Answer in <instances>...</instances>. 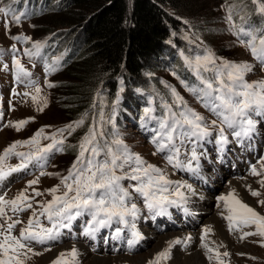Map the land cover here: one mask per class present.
I'll list each match as a JSON object with an SVG mask.
<instances>
[{
    "label": "snow or ice",
    "instance_id": "snow-or-ice-1",
    "mask_svg": "<svg viewBox=\"0 0 264 264\" xmlns=\"http://www.w3.org/2000/svg\"><path fill=\"white\" fill-rule=\"evenodd\" d=\"M255 5L252 13L247 12L246 5H242L240 15L234 5L226 8V20L231 33L236 37L239 46L244 47L251 56L264 66V25L249 23L252 14L264 18V0H251ZM0 13L11 15L12 20L19 25L21 17L27 13L16 14L10 6L0 8ZM238 17L240 23L236 22ZM6 31H10L5 21ZM13 40L32 42L31 48H26L24 54L29 60L40 59L44 63L45 71L51 74L59 70L62 57H53L48 61L44 49L47 41H32V37L15 35ZM17 52L15 46L11 50ZM5 53L0 50V56ZM184 66L196 78V83L189 85L181 83L216 119L207 121L202 115L190 108L184 98L171 88L172 103L161 100V115H156V106L153 99H149L148 107L143 109L141 126L152 132L150 142L155 146L157 153H166L164 159L173 169L199 173L200 160L206 156L203 142L212 136L215 129V143L217 152L222 154L230 143L227 130H230L234 142L243 146L245 140H251L256 128L253 115L264 114V80L249 82L245 77L252 71L253 65L248 62H234L217 57L211 50L203 54L186 55L180 52ZM15 81L33 88L35 95H31L34 104L39 105L38 111L47 107V97L40 96L42 89L33 79L32 73L25 67L19 58L13 60ZM4 71H9L8 64L3 65ZM175 75V73H173ZM48 87H54L48 83ZM13 95H19L12 90ZM122 91V89H121ZM24 96H29L25 92ZM99 95V94H97ZM119 96L112 105V113L107 116L101 111L98 118H94L86 134L75 146L76 159L67 171V175L46 171L50 157L57 152L64 151L66 135H71L82 127L87 118L84 114L78 121L47 134L44 128L39 129L26 140H17L0 152V182L8 180L14 173H30V166L39 170V176H56L60 183L41 192L34 188L39 183V176L27 182L24 189L17 192L12 198L7 194H0V264H28L34 257L42 255L35 251L33 245H47L49 242L59 241L63 230H71L73 222L84 216L81 235L95 241L101 229H112V238L125 239L127 250H133L144 239V234L137 227L141 209L134 200V196L143 201L150 218L170 215L168 209L180 208L186 213L185 207L195 190L190 184L183 181H173L167 176L166 170L149 164L140 155L131 152L128 146L115 131V110L119 103ZM43 101V103H41ZM96 105L93 104V108ZM14 110V109H12ZM4 120L2 104H0V121ZM33 118L19 121H8L3 127H11L15 131H22ZM155 121L154 128L147 126ZM112 125L114 131L111 139L105 137V126ZM48 141L43 144L42 141ZM190 145V147H189ZM27 148L28 151L20 149ZM183 157V158H182ZM16 158L15 165L10 161ZM129 169L125 171V169ZM250 174L258 177V183L264 188V157L250 166ZM135 181L125 187L123 181ZM32 193L29 194V189ZM250 194L261 196V192L248 186ZM45 194L51 200L37 201L36 197ZM222 207L221 216L227 221L230 233H238L242 241L249 236L260 238L264 246V214L258 212L243 200L233 189L227 195L220 196ZM258 203L264 206V199ZM38 205V206H37ZM31 210L27 221L20 219L22 213ZM46 222V223H45ZM19 234H15L17 226ZM249 229V230H245ZM127 230L128 236H124ZM213 230L205 226L201 235V247L210 262L226 264L225 258L230 257L228 251L221 253L217 247H210L206 242L209 233ZM192 237L176 238L168 242V246L158 252L148 264H167L172 258V249L176 245L187 247ZM215 243V242H213ZM44 251H51L45 248ZM255 259V258H253ZM52 264H81L80 252L73 246L70 250L59 253Z\"/></svg>",
    "mask_w": 264,
    "mask_h": 264
},
{
    "label": "rangeland",
    "instance_id": "rangeland-1",
    "mask_svg": "<svg viewBox=\"0 0 264 264\" xmlns=\"http://www.w3.org/2000/svg\"><path fill=\"white\" fill-rule=\"evenodd\" d=\"M198 1V5L201 4V6L194 9V14H197L198 10H201L198 12L199 15H215L214 19L216 20L210 24H207L204 21L201 23L199 21L198 23H201V25H198L197 27L191 23L193 20H189V17L183 18L184 26H182L179 30L181 44L176 46L177 44L175 41H171V43L174 44V49L172 50L177 53L176 58H180L182 64L184 65L180 56L181 51H183L186 55H195L203 54L207 49L214 52L217 57L225 60L248 62L252 64V71L245 77L249 82L264 80L263 70H261L259 64H255L257 61H255V59L244 47L238 45L236 37L229 30L230 26L226 20V8L229 5H233L232 0ZM59 4L63 6V9H56L58 0H0V8L10 6L16 14L24 12L29 15L28 17H21V22L17 25L12 20L11 15L5 16L3 13H0V50H3L5 53L3 56H0V104H2L4 113V120L0 121V152H3L7 146L17 140L29 139L41 128H44L45 132L50 135L57 129L63 128L66 125L82 118V116L79 118H71L75 114L73 115V113L68 110L67 106H65L66 102L64 94L67 92L65 87L70 84L80 83V81H76L75 78L73 79L70 77L72 73L70 69L77 59L76 51L81 44V37L83 33H79L81 28L78 26H61L57 24L68 18L66 15L67 13L64 11L65 0H59ZM58 8H60V6ZM238 20V17H236L237 23ZM5 21L8 22L10 31H6ZM15 35L30 36L32 37V41H47L48 47L44 49V52L48 61L51 62L52 58L56 56L62 57L59 70L48 74L45 71L44 63L40 59L29 60V58L24 54V50L26 48H31L32 42L13 40L11 37ZM13 46L17 49L15 54L11 51ZM14 56L15 58H19L21 63H23L32 73L31 79L35 80L37 85L42 89V92L39 95L47 97V107H45L42 112L37 110L39 105L34 104L31 100V95H35L34 89L25 87L24 84H18L15 81V68L13 64ZM170 61V59H167V64L159 63L160 65L157 66V70H154V72H148L149 78L156 77L159 82H164V87L162 88L163 92L160 91L158 98L171 104L173 100L171 96V88H175L190 108L202 115L207 121H212V113L203 106V103H201L200 100L193 96L187 88L184 87L181 81H184L185 83L187 82L180 77L179 73H177L172 66L168 65ZM4 64H8L9 71L3 70ZM173 73H175V75ZM48 83H52L55 86L50 88L47 86ZM103 88V85L94 86L96 93H101V98L105 101H109L104 99ZM13 89H15L19 95H13ZM121 89L123 88L121 87ZM25 92H29L30 95L24 96L23 94ZM132 92L138 97V107L133 104L128 106L127 111L129 112L128 116H130L128 119L129 121L126 122L124 127L119 126L118 128L116 127V115L118 110H115L116 132L131 152L140 155L149 164L156 165L157 167L166 170L167 176L170 180L183 181L187 184L191 183L197 187L201 195L204 194L202 198L194 199L193 201L192 199L189 200L190 219H194L196 217L195 211L196 208L199 207L198 212L200 213V218L194 225L195 230H193V228H188L185 222H178V225L169 227L167 224L160 223L157 217L155 220L151 219L148 210L144 207L143 201L134 196L135 202L141 209V215L138 220L137 227L139 229L142 228L144 230V234L146 235H144L145 239L133 250H127L125 239L116 240L112 238V233L116 227L115 224L112 229H101V231L97 234L95 241L81 235L84 222L88 220V217L84 216L82 217L81 222H75L72 225L71 230H63V234L59 241L49 242L47 245L34 244L33 247L35 251L42 252L43 254L34 256L28 264H52L59 253L68 251L73 246H75L80 252L81 264H87L90 260H100L102 256H106V259H110L111 264H148V261L153 259V257L160 252L159 249L162 245H165L166 240L178 232L185 233L186 235H193L195 237V241L197 240V243L201 245V243H199V240H201L199 233L202 235V230L205 227V221L208 219V213L204 210L212 204L213 208L215 207L222 210V207H218V205L221 204L218 198L220 196L227 195L234 189L232 185L230 187L231 180H238L240 182H231V184H239V188L234 189L237 191L236 193L239 198L245 203H247L248 199H250L251 204L249 202V204H247L250 206L252 205L251 207L255 208L261 214H264V206H261L258 203L259 200L264 199V188H261L258 183L259 178L252 176L251 174H244L250 173L246 169V166L248 165L246 161L243 163V168L239 167V170L242 169V171L239 172L238 167H236L237 164L234 161L233 163L231 162L232 156L235 155L232 153V155L229 156L228 150L222 154L218 153L215 139L203 142V149L207 150L210 155L208 156L209 158L206 157V159H204L203 165L198 174H182L178 171V169H173L164 159L166 153H157L154 155L153 153L156 152V148L150 142L151 138H148L145 135L143 132L144 128L141 126V116L143 114V109L145 108L143 103L146 102V100L149 101L150 98L153 99L150 95L151 91H145L149 95L141 93V90L137 88L132 89ZM139 94H142L143 96H140ZM96 99L97 97L95 100ZM113 102L114 100L109 102L111 106L113 105ZM41 103H43V101H41ZM103 112L106 116L112 113L106 110H103ZM33 117L34 120H31L22 131L17 132L11 127H3V125L8 121H19ZM94 118H98L96 109L91 115L89 114V116H87L84 125L77 128L76 133H79L77 145L88 131V128ZM111 128H113L112 125L105 126L104 131L107 139H111V136L109 135L111 133ZM262 130H264V128ZM212 132L216 137L215 129H213ZM74 139L75 138L71 139V136H68L65 141L64 151L62 153L57 152L54 156L50 157L49 164L46 168L47 172L60 173L61 175L67 174L68 169L77 156V154L73 155L71 152H68L67 149V147L73 143ZM262 140H264V135H262ZM42 143L47 144L48 141L45 140L42 141ZM232 149L234 150V148ZM244 149L245 148L243 146V150L236 151V153L239 155H245ZM20 150L28 151L27 148ZM237 157L239 156L237 155ZM18 162L19 161L16 158H13L10 161L13 165ZM213 166L219 168L218 175L216 174V171L212 169ZM128 170L129 169L127 168L125 169V171ZM30 173L31 174L24 172L18 174L14 173V175H12L11 178L9 177L8 180L0 182V194L6 193L7 198L14 197L18 191L26 187L29 180L39 176V170L33 168L32 166H30ZM202 176H205L206 179H201ZM59 183L60 180L56 176H39V183L33 187L41 192H46L47 189L52 188ZM130 183L135 184V181H129L127 179L123 181L125 187H128ZM240 185L243 190L240 188ZM248 186H250L253 190L260 191L261 196H252L248 190ZM31 193L32 189L30 188L29 194ZM51 199L52 197L47 194L41 197H36L37 201ZM203 199L208 206L206 204H201ZM207 200H209L210 203H208ZM30 215L31 210L22 213L20 219L26 222ZM219 218L223 223H225L226 233L230 235L232 240V245L229 246L231 250H229L224 244L219 247V251L221 253L224 251H228L230 253V257L225 258L226 264H264V246H261L260 238L257 236H249L241 241L238 238V233L229 232L227 221L222 216ZM161 221L168 220L163 219ZM19 227L20 226L18 225L15 232L17 235L19 234ZM222 233L223 235L220 234V239L226 237L223 226ZM211 234L212 232L209 233L208 236ZM124 236H128L127 230H125ZM161 237H163V239L160 240ZM208 244L210 247H217L218 245H221L218 241L212 240H209ZM199 245L197 248H202ZM177 246L182 248L183 251H188V247H181L180 245ZM187 246H189V244ZM48 247L51 248V251H44V249ZM81 248L83 251H81ZM202 251L206 259L205 264H215V262H210L207 259L203 248ZM185 253L186 252H183V254ZM198 254L201 256L200 252H198ZM120 256H130L131 258ZM88 258L90 259L87 261L86 259ZM171 260L172 258L167 262V264H170ZM172 264L175 263L172 262Z\"/></svg>",
    "mask_w": 264,
    "mask_h": 264
},
{
    "label": "trees",
    "instance_id": "trees-1",
    "mask_svg": "<svg viewBox=\"0 0 264 264\" xmlns=\"http://www.w3.org/2000/svg\"><path fill=\"white\" fill-rule=\"evenodd\" d=\"M198 3V0H65L64 11L68 18L57 24L78 26L81 28L79 33H83L76 51L77 59L70 69V77L80 83L65 87L67 92L64 94L65 106L75 114L71 118L89 116L95 109L98 114L102 102L106 105L103 110L112 112L109 102L119 96L116 127H124L130 118L128 106L138 107V97L132 89H140L141 93L155 92L157 98L160 91L163 92L164 82H159L156 77L149 78L148 72L157 70L159 63H166L167 59L171 60L168 65L182 79L192 82L182 61L176 58L171 41H175L176 46L181 44L179 30L184 26L185 17L193 20L191 23L197 27L203 21L210 24L216 20L215 15H199L201 10L194 14V9L201 6ZM232 3L239 14L244 15L246 13L240 11L242 5H246L248 13L255 7L251 0H232ZM56 9H63L59 0ZM249 23L264 25V18L252 14ZM96 85L104 86V99L109 101L96 93ZM157 108L162 111L159 104ZM110 131L112 133L114 129ZM66 136L75 138L67 149L71 154H77L75 146L79 133L75 131Z\"/></svg>",
    "mask_w": 264,
    "mask_h": 264
},
{
    "label": "bare ground",
    "instance_id": "bare-ground-1",
    "mask_svg": "<svg viewBox=\"0 0 264 264\" xmlns=\"http://www.w3.org/2000/svg\"><path fill=\"white\" fill-rule=\"evenodd\" d=\"M233 181H236V182L240 183L238 180H231V182H233ZM231 182H230V187L232 185V187L234 189L239 188V184H236L235 185V183H232L231 184ZM192 188L195 190V193H196L195 195L191 196L190 199H192V201L194 199L202 198L204 196V194L201 195L200 191H198V189H197L196 186H192ZM240 188H241V185H240ZM235 192H237V191L235 190ZM243 199H246V198H243ZM207 201H208V203H210L209 200H207ZM246 202H247V200H246ZM248 202L251 204L250 199H248ZM201 204L202 205L206 204V202L204 201V199H203V201H201ZM196 210L198 211L199 210V207H197ZM219 210H220V212H219ZM204 211L208 213V219L205 221V225L204 226H210L212 228V230H213L212 231V234L210 236H208L209 238H207V241L206 242L208 243L209 240L218 241L221 245L224 244L225 246L228 247L229 250H231L229 248V246L232 245L231 237H230L229 234L226 233V230H225L226 225H225V223H223L220 220V218H219L221 216L220 213H221L222 210L221 209H217L215 207L213 208V204H212V205H209L208 208L205 209ZM221 225L223 226L224 232L226 233V237H224L222 239H220L221 238V235L220 234L223 235V233H222V226ZM143 234H144V231H143ZM144 235H146V234H144ZM188 236H191L192 237L191 242L189 243V246H187L188 247V251H183L182 248H180L179 246L176 245L172 249V260L170 261V264H172V262L175 263V264H205L206 259H205L204 253L202 251V248H197L199 244L197 243V240L195 241V237L193 235H186L185 233H182V232H178L176 234H173L172 236H170V238H168L166 240L165 245H162V247L159 250L161 251L162 249L166 248L168 246V242L171 241V240H174L176 238L184 239V238H186ZM199 236L201 237V233H199ZM199 236H198V238H199ZM161 239H163V237H161L160 240ZM162 242H164V241H162ZM199 243H201V240H199ZM81 251H83L82 248H81ZM157 252H155V253H157ZM183 252H186V253L183 254ZM198 252H200V254L202 256V259H201V256H199ZM105 257L106 256H102V258L100 260H97V259L96 260H90L87 264H111V260L110 259H106ZM120 257H125V256H120ZM125 258H131V257L130 256H127ZM89 259L90 258H88L86 260L88 261ZM87 261H85V262H87ZM203 261H204V263H203Z\"/></svg>",
    "mask_w": 264,
    "mask_h": 264
}]
</instances>
